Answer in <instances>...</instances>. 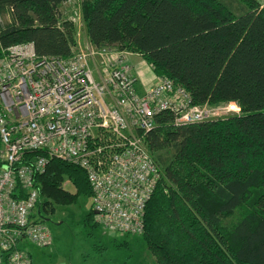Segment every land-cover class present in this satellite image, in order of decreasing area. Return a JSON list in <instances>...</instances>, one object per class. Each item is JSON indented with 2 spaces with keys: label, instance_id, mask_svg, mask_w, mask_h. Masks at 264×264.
<instances>
[{
  "label": "trees",
  "instance_id": "obj_1",
  "mask_svg": "<svg viewBox=\"0 0 264 264\" xmlns=\"http://www.w3.org/2000/svg\"><path fill=\"white\" fill-rule=\"evenodd\" d=\"M66 1L0 0V58L23 43H32L38 57L72 56L77 37L60 9ZM82 9L95 48L140 56L194 105L239 109L183 127L169 113L156 116L144 136L161 172L145 207V248L157 264H264V6L258 0H84ZM163 149L171 156L156 154ZM38 156L47 159L35 177L43 221L57 207L92 198L76 165L39 152L26 153L20 164ZM235 213L237 220L225 225ZM84 225L101 227L93 210ZM115 246L129 249L130 242Z\"/></svg>",
  "mask_w": 264,
  "mask_h": 264
},
{
  "label": "built area",
  "instance_id": "obj_2",
  "mask_svg": "<svg viewBox=\"0 0 264 264\" xmlns=\"http://www.w3.org/2000/svg\"><path fill=\"white\" fill-rule=\"evenodd\" d=\"M130 55L91 45L68 58L38 57L32 43H23L0 58V264H32L23 243H52L35 180L47 159L20 164L26 153L80 167L94 221L106 232L136 236L161 178L144 143L156 116L169 113L183 127L238 112L235 103L194 105L167 78L139 93Z\"/></svg>",
  "mask_w": 264,
  "mask_h": 264
},
{
  "label": "rangeland",
  "instance_id": "obj_3",
  "mask_svg": "<svg viewBox=\"0 0 264 264\" xmlns=\"http://www.w3.org/2000/svg\"><path fill=\"white\" fill-rule=\"evenodd\" d=\"M68 1L69 3L62 4L60 9L63 17L71 22L76 31L77 48L74 52L86 51L91 45L87 41L83 19L84 0ZM232 2L234 4V0ZM258 2L264 6V0H258ZM4 20L7 18L5 17ZM130 54V56H138ZM138 57L140 58V56ZM145 64L152 70L150 65L146 62ZM156 154L170 157L172 152L169 149H163ZM156 154L154 155L156 156ZM65 188L73 191L68 183L65 184ZM91 211L92 198L81 196L77 203L57 207L53 216H45V224L50 231L52 243L40 248L25 241L21 247L30 254L32 264H157L156 258L142 242L141 235L143 233L133 236L106 232L101 227L94 231L85 226L84 218ZM42 215L44 216V213ZM237 217L238 215L235 213L232 217L224 220V224L231 225L237 220ZM123 239L130 242L129 249H120L115 246L116 242Z\"/></svg>",
  "mask_w": 264,
  "mask_h": 264
},
{
  "label": "crops",
  "instance_id": "obj_4",
  "mask_svg": "<svg viewBox=\"0 0 264 264\" xmlns=\"http://www.w3.org/2000/svg\"><path fill=\"white\" fill-rule=\"evenodd\" d=\"M88 44H90L88 38H87ZM137 57V58H134ZM131 64L135 68V72L139 77V83H138V91L139 93H142L146 88L151 86L152 84L155 83L157 77L156 75L151 72L146 64L145 61H143L141 58L138 56H130L129 57Z\"/></svg>",
  "mask_w": 264,
  "mask_h": 264
},
{
  "label": "water",
  "instance_id": "obj_5",
  "mask_svg": "<svg viewBox=\"0 0 264 264\" xmlns=\"http://www.w3.org/2000/svg\"><path fill=\"white\" fill-rule=\"evenodd\" d=\"M48 221V220H47Z\"/></svg>",
  "mask_w": 264,
  "mask_h": 264
}]
</instances>
